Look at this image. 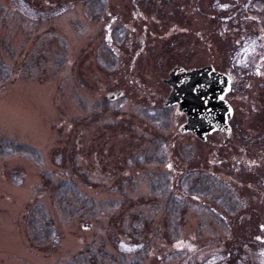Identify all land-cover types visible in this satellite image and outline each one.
<instances>
[{"label":"rangeland","instance_id":"1","mask_svg":"<svg viewBox=\"0 0 264 264\" xmlns=\"http://www.w3.org/2000/svg\"><path fill=\"white\" fill-rule=\"evenodd\" d=\"M88 1L0 0V55L9 69V79L0 83V141L29 146L41 157L40 165L20 156L0 159V264H70L85 248L124 264L144 253L140 264H264V229L257 257L248 245L244 256L230 255L250 230L264 228V208L254 207L250 222L228 229L211 203L187 200L179 238L169 242L162 236L165 200L150 188L153 174L173 177L168 164L175 171L187 165L230 174L223 165L231 167V159L247 150L245 161H233L242 176L252 178L261 166L264 7L249 11V22L241 8L251 4L247 0L233 3L230 16L221 12L226 0L202 1L199 10L187 0L184 11L163 9L162 0H106L105 14L95 21ZM211 13L215 22L205 15ZM173 25L182 32L170 31ZM124 26L129 33L121 34L123 41L110 43ZM108 51L119 56L114 70L106 67ZM209 62L239 78L229 142L182 134L186 117H175L176 105L166 108L168 130L144 118L145 109L153 114L165 108L170 87L164 80L174 65L190 69ZM42 174L77 186L95 200L97 216L65 219ZM254 203L259 207L258 199ZM36 205L55 223L52 243L29 240L25 215ZM213 244V251L206 249Z\"/></svg>","mask_w":264,"mask_h":264},{"label":"trees","instance_id":"2","mask_svg":"<svg viewBox=\"0 0 264 264\" xmlns=\"http://www.w3.org/2000/svg\"><path fill=\"white\" fill-rule=\"evenodd\" d=\"M87 7L91 10L92 19L98 21L105 14L107 3L106 0H89ZM110 39L112 43H116L115 36L112 35ZM107 55L108 58L106 56V61L109 65L106 67L111 69L116 65V58L112 51H108ZM8 79L9 69L0 55V83L3 84ZM170 112L171 109L161 108L158 112L151 114L145 109L143 115L149 122L159 123L162 125L163 129L168 130ZM13 156L24 157L39 165L41 164V157L36 149L1 140L0 159ZM155 161L158 165L162 164V161L160 162L159 160H156V158ZM149 162L150 160L147 158L145 163L147 164ZM197 175H200L201 177L195 178L194 176ZM151 176L154 177L150 180L151 192L156 194L154 197L165 200V206L161 207V209L165 212L167 225L162 236L169 242H173L179 238V224H181V217H183L189 207L187 200L195 199L209 202L211 203L212 209L222 211L223 215L227 218L232 217L236 212V209L242 207L240 203H232V197L227 194V185L222 180L212 178L209 175L208 169L194 171L192 168H188L185 171V175L182 176L180 180H174L173 177H170V174H153ZM41 180L43 183L48 185L51 184L55 206L65 219L74 220L97 216L95 200L86 196L74 184L68 181H52L51 177L46 174L41 175ZM174 181L176 184H174ZM171 189L184 191L185 196L174 195L171 193ZM108 205L113 207L114 202H109ZM216 219L227 227L225 219ZM24 223L27 235L32 243L40 245L52 243L56 240L57 232L55 223L43 206H31L25 215ZM263 229V227H259L250 230L245 239L243 238L244 244H242V246L241 244L239 245L238 253L230 251V255L233 258L234 255L236 256L237 254L244 256V249H247L248 245L251 249V253L257 257L261 252V242L257 238L261 235ZM209 245L207 247L210 248L206 247V249L213 251L212 248L215 244H213V246ZM240 246L242 248H240ZM199 251L200 250L193 248L191 253L197 255L199 254ZM144 256L145 253L139 259H126V261L128 260V264H140ZM70 264H124V260L110 258L106 253L99 251L93 252L91 249L85 248L79 255L72 258Z\"/></svg>","mask_w":264,"mask_h":264},{"label":"flooded vegetation","instance_id":"3","mask_svg":"<svg viewBox=\"0 0 264 264\" xmlns=\"http://www.w3.org/2000/svg\"><path fill=\"white\" fill-rule=\"evenodd\" d=\"M181 1L182 2H179V0H164V1L162 0V2H164L163 9L170 8V6L173 5L174 8H176L178 10H183L184 11L185 5L187 3L186 2L187 0H181ZM190 1H193L194 5H196V10H199V7H198L197 4L200 3V2H202V1H206V3H209V4L213 1L212 4L213 5H216L215 4L216 0H190ZM226 1H228V2L225 3V5H226L225 11H223V9H222L221 12L222 13L224 12L226 14V16H230L233 13V8H232L233 6H232V4L233 3H238V0H226ZM177 3H179V4H182L183 3L184 6L183 7L182 6H178V5H176ZM247 4H250V5L245 6L244 4H242V7H241V5H238V6H240L242 8V10H244L245 14L247 15L246 16L247 17L246 18L247 19L246 21H249L248 18H249V15L251 14V13L249 14V11H252L253 8L255 10H257V11L259 9L263 8L264 7V0H257L255 3H253L251 0H247ZM134 7H135V10L138 9L137 6L134 5ZM214 7H216V6H214ZM212 9H213V7L211 8V10ZM134 13H135L134 14V18L137 19L138 18L139 11L136 10ZM205 15L206 16H211L212 17L211 21L212 22H215V20H216V16L215 15H213L212 13L211 14H205ZM244 19H245V17H244ZM249 22H251V21H249ZM176 27L178 28L179 26L173 25L171 27L170 31L171 30H173V31L176 30ZM129 29L131 30L130 34H132V35H136L137 34L135 28L130 27ZM125 31H128V29L125 28V26L119 28L118 36L117 35L115 36L116 42L120 43V42L123 41V39H121V37H122L121 34H123V32H125ZM176 31H177V34H179L180 32H182L181 29H180V31H178V30H176ZM205 31H207V30L205 29ZM128 33H129V31H128ZM108 35H109V37L111 36V34H108ZM129 35L127 34L125 36L130 37ZM197 36H202V32L198 33ZM260 36L263 37V35H260ZM109 42L112 43L111 42V39H109ZM142 42L143 41H141V43ZM205 44H207V48L210 49L211 43L208 41V42H205ZM112 53H113V51H112ZM113 54L115 55L116 65L118 66L119 56H117L115 53H113ZM116 65L113 68H111V70H114V68L116 67ZM205 67H212V68H214V70L216 72L222 73V74H224V75H226V76H228L230 78V82H229L230 91L228 93H226L222 97V99H224L229 104V106L232 108V110H233L232 118L229 120L230 131L228 133H224V132H221V131H215V132H213L212 135H210L212 137L213 136H216V135L217 136H220V137L223 138L222 139L223 141L229 142V138H230V136L233 133L232 122L234 121V117H235V113H236L235 112V107L233 105V101L235 99L234 94L236 92V82H237V80L239 78L236 77V75L232 71L230 73V72H226V71L219 70L216 67V63L215 62H209L205 66H201V67H198V68L195 67V68H190V69H186L184 65H178V64H176L169 71V74L174 69H182V71H178L177 72V75H180L183 72L192 71V70H199V69H202V68H205ZM169 74H168V77H169ZM168 88H169V86H168ZM169 90L171 91V88H169ZM122 94L123 93H121L120 96H122ZM148 113H151V111L150 112L148 111ZM177 114L179 115V111L178 110L176 111L175 117L177 116ZM225 138H226V140H224ZM247 156H248V151L247 150H244L242 152V155H240V158L239 159L236 158V157L235 158L233 157V159H231V162H232L231 167H227V166H224L223 165L224 168L225 167L228 168V171L230 172L231 175L230 174H225L224 172L215 171L214 168L208 170L209 171V175L212 178H214L216 180H222L227 185V194L232 197L231 198L232 203H234V204L240 203L241 206H242L240 209L239 208L236 209V212L233 214L232 217H228V218L226 217L225 218V223H226V225H227L228 228L236 227V224L241 225V224H243V222H247V223L250 222V216L247 215V213H249L251 211H253V212L254 211H257V209H254V207L264 208V153H261V152L258 153V159L261 160L260 161L261 166L259 168H257L258 169L257 171H253L251 173L252 178H248L247 176H242V173H240V171H239V167H237V165L234 166V164H233V161L235 162V160H239L240 162L241 161H245V159H246ZM167 159H168V157H167ZM167 166H168L167 168H168L169 172L172 173V174L174 173L173 174V179L174 180H180V178H182V176L185 175V168L188 169V166L187 165L182 170H180V171L173 170V167H172L171 164H168ZM192 170H194V171H203V170H205V168L204 167L192 168ZM194 177L195 178H199L201 176L200 175H197V176H194ZM248 179H250V180H248ZM174 192H176V193H174ZM171 193H174V195H184L185 196V194H184L185 192L184 191H181V190H172L171 189ZM249 196L252 199L249 200L248 199ZM256 199H258V205H259V207L258 206H255L254 201ZM247 202L249 204H248V206H245V204H247ZM245 217H246L247 220L243 221V219Z\"/></svg>","mask_w":264,"mask_h":264},{"label":"water","instance_id":"4","mask_svg":"<svg viewBox=\"0 0 264 264\" xmlns=\"http://www.w3.org/2000/svg\"><path fill=\"white\" fill-rule=\"evenodd\" d=\"M174 69L164 80L171 91L165 107L178 106L186 116L181 133L190 132L199 140L206 141L215 131L228 133L233 110L222 97L230 91V78L212 67L183 72Z\"/></svg>","mask_w":264,"mask_h":264}]
</instances>
